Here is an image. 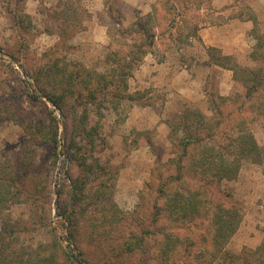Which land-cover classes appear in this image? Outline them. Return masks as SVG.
<instances>
[{
    "label": "rangeland",
    "instance_id": "374dc122",
    "mask_svg": "<svg viewBox=\"0 0 264 264\" xmlns=\"http://www.w3.org/2000/svg\"><path fill=\"white\" fill-rule=\"evenodd\" d=\"M216 1L0 0V179L16 176L9 188L20 191L0 216V232L15 228L8 250H23L29 264L79 251L89 264H264V163L243 161L236 177L215 181L212 190L187 172L179 185L163 188L178 173L172 142L182 136L169 126L185 110L211 117L213 95L245 99L252 84L246 70L264 75L253 57L264 54V0ZM232 21L252 26L248 48L235 57L215 48L209 59L198 31ZM53 50L92 75L115 67L109 50L117 60L143 57L118 89L139 102L110 99L94 146L75 138L80 152L72 148L71 115L62 117L37 91L34 101L35 83L23 75ZM220 56L229 57L220 61L224 68L211 64ZM254 104L264 112V90ZM51 117L56 144L45 143ZM251 132L264 148V113ZM160 191L200 192L208 203L199 216L179 214L165 208ZM226 210L228 218L215 216Z\"/></svg>",
    "mask_w": 264,
    "mask_h": 264
},
{
    "label": "trees",
    "instance_id": "16d2710c",
    "mask_svg": "<svg viewBox=\"0 0 264 264\" xmlns=\"http://www.w3.org/2000/svg\"><path fill=\"white\" fill-rule=\"evenodd\" d=\"M162 1L166 5L170 4L171 7H175V4L171 3L175 0ZM153 10L155 14L158 12L157 9ZM150 19L153 20V17H150ZM17 21L22 24L21 19L18 18ZM250 21L253 23L254 31L256 20L252 18ZM155 37V34L151 35V39H155ZM204 50L209 59H212L214 57L213 53L217 52V49L205 46ZM54 52L55 50L50 53L51 58L48 59L46 64H43L37 70H33V74L30 75L25 70L23 75L35 83V90L31 92V98L34 101L39 100V96L35 93L37 91L62 117H67L68 113L71 115L72 132L75 134L72 140V148L80 152L82 148H76L75 138L78 137L82 142L91 147L94 146L93 135L97 134L101 128L103 105L110 99L113 101L116 99L118 102L127 101L131 104L139 102L133 95L122 94L118 89L120 84L126 89L127 78L130 77L133 69L140 65L143 57H137L130 61L129 58L127 60H125L126 58L117 60L116 56L118 54L116 51L109 50L108 62H114L112 64H115V67L107 69V74L92 75L80 64L65 59L60 60ZM127 53L133 54L135 52L130 50ZM253 55L255 60L261 61L264 66V54ZM221 60H229V57L220 56L215 60H211V64L224 68L225 66L220 62ZM230 70L235 72V69ZM245 73L252 83L250 87H246L245 99L213 95L209 99L211 117L206 118L201 113L197 114L185 110L178 118V124L175 121L169 126L171 133L174 134L178 130L182 136L177 141L172 142V153L174 155L172 162L176 164L178 173L175 176H170L163 183L164 189H167L168 185H179L183 178L182 172H187L191 181L196 179L195 183H198L199 188L206 189L209 187L212 190L211 186L215 181L231 180L236 177L243 161L264 163V148L258 146L251 132L252 125L256 123L259 115L264 113L263 110L256 109L254 106L257 95L264 90V75L261 74L262 76H260V73L249 70H246ZM192 115L197 119L190 120ZM91 117H96L97 121L89 126ZM50 122L52 133L47 135L48 140H45V143L56 144L55 118L51 117ZM44 136L42 135V137ZM83 165H86L85 161ZM8 177L10 176L7 174L5 179H0V216L3 215V210L7 207L6 203L13 200L15 192L20 193L17 188L13 192L9 188V182H13V185L16 184V176L13 175L9 179ZM160 193L165 197V208L167 210L171 212L173 210L183 215L191 211L193 216H199L201 215L202 204L207 205L208 203V199L200 192H187L186 195L176 193L177 195L174 196H165L164 191H160ZM218 213H220V216H218ZM218 213L215 216L221 219L228 218L231 214L227 210ZM67 221L74 232L78 226L75 219L69 215ZM14 232V227L10 229L4 227V231L0 232V264H29L23 250H8L15 240L11 236V233ZM65 258L66 260L58 261L54 255H49L45 259L41 258L38 263L89 264L80 251L76 257L66 256Z\"/></svg>",
    "mask_w": 264,
    "mask_h": 264
},
{
    "label": "crops",
    "instance_id": "0c3cea01",
    "mask_svg": "<svg viewBox=\"0 0 264 264\" xmlns=\"http://www.w3.org/2000/svg\"><path fill=\"white\" fill-rule=\"evenodd\" d=\"M213 2L216 5L217 1ZM251 27L248 22L232 21L230 24L200 29L198 37L203 46L217 48L223 55L235 57L248 48L247 38Z\"/></svg>",
    "mask_w": 264,
    "mask_h": 264
}]
</instances>
